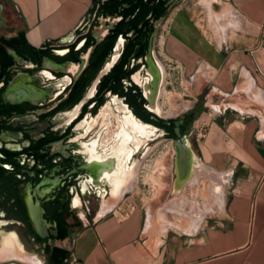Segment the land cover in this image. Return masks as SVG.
<instances>
[{"label": "flooded vegetation", "instance_id": "obj_1", "mask_svg": "<svg viewBox=\"0 0 264 264\" xmlns=\"http://www.w3.org/2000/svg\"><path fill=\"white\" fill-rule=\"evenodd\" d=\"M151 6L119 0L116 11H87L70 38L39 47L12 41L22 30L5 27L0 11V229H14L0 237L14 234L54 261L51 246L69 241L82 220L132 197L130 175L161 142L172 151L165 192L179 203L161 207L160 217L204 216L194 190L200 159L191 152L200 169L179 183L173 173V143L187 140L195 110L172 117L158 103L153 49L169 4L161 0L162 17L146 12ZM209 186L212 202L221 195ZM212 206L207 213L217 212Z\"/></svg>", "mask_w": 264, "mask_h": 264}, {"label": "crops", "instance_id": "obj_2", "mask_svg": "<svg viewBox=\"0 0 264 264\" xmlns=\"http://www.w3.org/2000/svg\"><path fill=\"white\" fill-rule=\"evenodd\" d=\"M1 1L39 47L70 38L101 0ZM160 29L162 53L202 95L192 128L207 175L226 179L219 208L198 221L156 216L157 229L142 205L121 201L62 241L69 264H264V0H178ZM8 236L21 257L0 261L31 264Z\"/></svg>", "mask_w": 264, "mask_h": 264}, {"label": "rangeland", "instance_id": "obj_3", "mask_svg": "<svg viewBox=\"0 0 264 264\" xmlns=\"http://www.w3.org/2000/svg\"><path fill=\"white\" fill-rule=\"evenodd\" d=\"M0 7V11L2 10L5 27H12L15 25V27L18 28L19 18L16 15L15 11H10L8 9L6 10L7 7L5 9H2L3 7L1 3ZM161 33L162 30L160 29L157 33V36L159 37ZM161 43L162 38H157L153 49V58L161 66V88L160 93L158 95V103L161 109L166 113L167 116L172 117L181 115L187 110L197 111L199 101L202 98L201 93L199 95H195L194 86H189L188 75L185 74L181 66L177 65L171 59H168L164 56L161 51ZM193 98L196 102L190 107L188 106L189 104H187L186 102L193 101ZM192 127L193 125L191 122L188 127L187 142L193 155L197 159H199L194 134H198V131L199 133H202V131L198 129L197 132L195 131L194 133ZM171 154L172 151L169 147V144L163 142L156 144L155 146H153L151 153L140 160L139 166L137 165L135 171L130 175L132 178V182L128 187H135V192L132 194V197L128 198V200L133 201L136 204L138 203L139 205H142L147 213V222L150 225L151 223H155L157 229L161 225L160 223H158V221H155L154 219L156 218V216H161L159 209L163 206L172 205L173 203H179L178 200H174V198L167 197V194L165 192V190L167 189V174H169L171 168ZM202 167L205 170L202 171V174H205L204 176H207V178L202 175L199 179H197L195 181L196 186L194 190L196 192L197 187H199L198 191L200 193V196L204 198V196L206 197V195H210L208 190L210 187L209 184H216L221 176L219 174L216 175L212 173L210 175H207L206 168L203 165ZM204 179L206 180V183L203 181ZM222 190L223 187L220 190V195ZM203 198L201 201V211L203 212L202 215H205L207 212H209V210L213 207L212 205L214 204V202L216 203L217 207H219L218 205H220L221 196L212 199V204L208 207L203 204ZM103 206L95 212L93 220H95L97 217L103 215L105 212L109 211L112 207H114L113 204H108L104 207ZM77 213L81 215L80 210H77ZM168 220H177L179 222L183 221L181 217H178L176 215H170L168 217ZM81 223L86 224L84 220H82ZM174 225L175 228L180 229V225ZM8 230L14 229L8 227L0 229V235L5 234V232ZM182 230L190 231V229L186 230L185 227H183ZM8 237L11 238V236ZM15 241L17 248L20 251L25 252L26 256L31 257L29 259L31 264H69L68 252L66 250L67 245L65 244V242L56 243L57 246H51H55L56 248H54V252H57L56 257H53V261V259L49 258L45 252H42L40 249L32 246V244L28 241L22 240L20 238ZM13 242V240H2V238L0 237V257H2L3 259L21 257L18 254ZM0 264L28 263L25 261L11 259L0 261Z\"/></svg>", "mask_w": 264, "mask_h": 264}, {"label": "water", "instance_id": "obj_4", "mask_svg": "<svg viewBox=\"0 0 264 264\" xmlns=\"http://www.w3.org/2000/svg\"><path fill=\"white\" fill-rule=\"evenodd\" d=\"M178 0H168L169 7L166 10V13H168L173 5L177 3ZM1 9V7H0ZM164 18L162 17L158 23H162ZM0 24H1V18H0ZM158 25V24H157ZM155 35V31L152 34V37ZM151 50L152 46L149 45L148 48V58L151 57ZM8 54L13 55V53L9 50H7ZM175 135L178 136V132L175 129L174 130ZM173 151H174V157H173V173L176 176V183L180 182V178L185 173L191 174L193 171V168H195V163L193 159V155L190 151L188 142L186 139H180L178 141H174L173 143ZM38 222H40V217H37ZM77 233H74L71 235V239H73L76 236Z\"/></svg>", "mask_w": 264, "mask_h": 264}, {"label": "trees", "instance_id": "obj_5", "mask_svg": "<svg viewBox=\"0 0 264 264\" xmlns=\"http://www.w3.org/2000/svg\"><path fill=\"white\" fill-rule=\"evenodd\" d=\"M148 1L152 2V6L148 8V9L151 8L152 11H146V12H153L156 17L165 16V11L161 7V0H148ZM139 2H140V0H139ZM155 3H157L158 5H156ZM118 4H119V0H106L105 2L99 1L98 8H99V11H106L108 8L111 7L110 8V9H112L111 11H116L117 7H118ZM154 6L157 7L156 10H155ZM153 9H154V11H153ZM11 40L12 41H17L19 44L28 46L26 44L25 39H24L23 31L18 32L15 35V37H13ZM62 239H64V236L61 237V240Z\"/></svg>", "mask_w": 264, "mask_h": 264}, {"label": "bare ground", "instance_id": "obj_6", "mask_svg": "<svg viewBox=\"0 0 264 264\" xmlns=\"http://www.w3.org/2000/svg\"><path fill=\"white\" fill-rule=\"evenodd\" d=\"M194 159V158H193ZM194 165H195V168H193V170H199L200 169V165L195 161V159H194ZM204 170V169H203ZM202 170V171H203ZM201 171V172H202ZM205 171V170H204ZM203 173V172H202ZM187 173H185L184 175H182L181 176V178H183L185 175H186ZM205 175V174H204ZM206 178H207V176H205ZM181 178H180V181H181ZM131 182H132V178H131V176H130V178H129V180H128V184H127V187L128 186H130V184H131ZM225 182H226V179L225 178H223V177H220L219 178V180H218V182L216 183V184H214V188H215V190L216 191H218V192H220V190H221V188L222 187H224V185H225ZM212 185V184H211ZM218 186V187H217ZM125 191V190H124ZM122 192V191H121ZM211 204V197H206V199H205V202H204V205L205 206H208V205H210Z\"/></svg>", "mask_w": 264, "mask_h": 264}]
</instances>
